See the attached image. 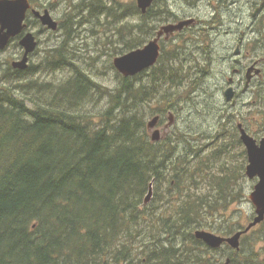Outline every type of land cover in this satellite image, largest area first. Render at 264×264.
I'll list each match as a JSON object with an SVG mask.
<instances>
[{
	"label": "trees",
	"instance_id": "1",
	"mask_svg": "<svg viewBox=\"0 0 264 264\" xmlns=\"http://www.w3.org/2000/svg\"><path fill=\"white\" fill-rule=\"evenodd\" d=\"M120 5L79 0L40 64L19 70L7 62L0 76V264H264L254 243L245 244L249 234L239 250L213 249L195 236L199 229L228 236L244 228L227 213L244 197L246 151L237 166L218 161L226 144L210 156L189 134L167 133L157 142L149 135L148 117L162 121L203 82L209 67L185 65L194 50L171 52L166 61L161 55L132 77L118 74L114 91L76 57L72 44L82 27L97 37L118 24L117 42H108L118 44L112 55L155 35L151 20L163 14L148 19L136 3L131 11ZM102 96L107 107L87 111ZM234 138L229 145L242 146L238 130ZM152 183L155 198L145 204Z\"/></svg>",
	"mask_w": 264,
	"mask_h": 264
},
{
	"label": "rangeland",
	"instance_id": "2",
	"mask_svg": "<svg viewBox=\"0 0 264 264\" xmlns=\"http://www.w3.org/2000/svg\"><path fill=\"white\" fill-rule=\"evenodd\" d=\"M78 1L79 0H36L37 5H33L39 9H49L52 16L60 24L63 21L66 12H71L73 10L72 5L76 4ZM171 1L172 5L176 6V8L180 11L182 6H188L182 0ZM189 1H192L191 6L194 7L189 6L190 8L188 9H190V13L187 12V15L190 14L193 17H198L203 20H211V18L215 16L214 10L208 6V1ZM118 2L121 4L120 7H123V11H125L129 5L130 11L134 3L137 5V0H118ZM214 5L216 7L218 6L217 0L213 1V8ZM181 12L185 13L186 11ZM130 14L132 15V12H130ZM28 18L31 22V24L28 25V30L33 31L38 40V47L36 51L30 55V64L38 65L45 57V50L52 48L62 39V31H51L41 24H38L31 12L29 13ZM170 18L171 16L162 15L160 18L154 17L151 20V24L155 29V35L163 22L169 20ZM131 23L135 24L136 21L132 18ZM238 24V12L231 17L224 12L222 18L220 16H217L216 19L214 18L215 29L213 50L215 51V58L213 60L215 61L208 69L211 74H205L202 78L203 82L200 86H197L198 88L194 90V92L183 99L181 102L182 104L178 107L177 111L172 110L176 114V119L173 126L167 130L168 134L174 132L189 134L192 138L193 144H207L208 147L205 153L210 156L215 151H218L223 144H226L229 152L222 155L218 161H224L227 163V161L233 160L232 162L236 163L237 166L243 163V158L241 157L240 152L245 150L243 144L242 146H239L238 144L236 147H231L229 145V142L232 143V140H237L234 138L236 135L237 123H254L252 126L248 125V127H250L253 133L257 132L259 134L258 137H255L260 138L264 135V92L257 98V102H253L254 99L249 97L238 98L236 104L232 105L226 102V98L222 91L224 87L223 71L225 70V61H223V55L225 53L224 45L228 42V35L226 32L229 30H232L235 33L239 32ZM201 25L202 23L198 24V26ZM117 26L118 24L113 23L111 26L103 27V29L100 30L101 33L97 37H93L88 30H85V27H82L80 28V38L72 44L74 48H76V52L78 54L76 57L78 60L84 63L85 68L90 72L94 79H96L103 86V88L106 90L109 89L110 91H114L118 86V74H121L114 65V59L123 54L112 55L114 48H116L118 44L115 43L114 45H109L108 43L110 41L117 42V38L114 36L116 33L114 28ZM104 31L108 32L109 38L100 37V35H104ZM195 34L196 35L194 36V41H192V43H184L179 40L178 42L180 45L178 44L168 47V49L162 54V60L166 61L168 57H170L171 52H176L177 50L182 51L184 48H187L188 53L191 52L190 49L194 50L193 53L191 52L192 56L188 57V59L191 58V61L193 60V62L185 63V65L187 67L198 65L196 49L200 44H202V40L200 39V35L198 33ZM234 36L235 34L232 33L229 36V39H234ZM17 43L19 44L18 37ZM15 44L16 43L10 44L5 51H0V76L3 70L6 69L7 62L12 63V61L21 58L24 53L22 46L20 44L19 46H16ZM145 44H147V42ZM180 56L183 59V55H179V57ZM184 61H186L185 58ZM205 64L203 65L202 62L200 63L203 67ZM205 67L207 68L208 66ZM197 72L198 70L195 67L191 71V78H198L199 74ZM144 78H147V75H145ZM188 83H190V81L187 82V84ZM104 97H99L93 105L87 106V111L91 114H98V112L104 110L108 105V96ZM158 103L159 102H156L155 100L151 103L150 108H157ZM168 114H165L162 123L157 126L160 129L161 134L166 132ZM151 119L152 117H148L147 122ZM151 133L152 132L150 131V136ZM220 162L214 165V170L218 169ZM247 165L248 158L245 164V177L241 178V187L244 191V197H242L240 201L234 202L227 213L231 222L236 226H247L256 214V206L252 202L250 194L257 182L256 180L248 178L246 175ZM154 198L155 195L151 200L152 202L154 201ZM262 224L263 222L260 223L254 231L249 233L247 239L244 241L245 244L254 243L255 250L259 251L260 261L264 262V226ZM208 231L217 233L215 230ZM261 232H263L262 239H260Z\"/></svg>",
	"mask_w": 264,
	"mask_h": 264
},
{
	"label": "flooded vegetation",
	"instance_id": "3",
	"mask_svg": "<svg viewBox=\"0 0 264 264\" xmlns=\"http://www.w3.org/2000/svg\"><path fill=\"white\" fill-rule=\"evenodd\" d=\"M182 1L188 5L187 7L182 6L180 8L181 11H186L185 13H182L180 10H178L176 6H173L171 0H155L151 7L148 8L146 12V18L148 19L151 16V12L156 11H158L160 14L171 16L169 20L163 22V24L159 27L157 34L149 39V41L155 39L158 35V32L164 26L177 24L187 19H194L193 23L185 25L181 30H176L171 33L164 31L162 33L159 39L161 55L168 49V47L178 44L180 45L178 42L179 40L184 43H192V41H194V36L196 35L195 33H198L200 35V39L202 40V44H200L197 49L195 46L197 60L200 61V63L202 62L203 65L206 61L205 66L210 67L215 61L213 60L215 58V51L213 50L215 29L214 18L216 19L217 16L222 18L224 12H226L229 17L238 12L239 32L235 33L232 30L226 32L228 35V42L224 45L225 53L223 55V61H225V70L223 71L224 87L222 91L225 96L227 89H233L234 99L232 101L226 100V102L232 105L236 104L238 98L249 97L254 99L253 102H257V98L260 97V95H262L264 92V0H217L218 6L216 7L214 5V8V0H205L208 1V6L214 10L215 16L212 17L211 20H203L198 17H193L190 14L187 15V12L190 13V9L188 8L194 6H191L192 1ZM45 9L46 8L40 10L44 11ZM201 23L202 25L198 26V24ZM232 33L235 34L234 39H229V36ZM206 74L210 75V70L206 71ZM240 123L242 122L237 123L239 137L240 131L238 125ZM242 124L251 136L254 138L259 136L257 132L253 133L250 127H248V125L252 126L254 123L245 124L244 122ZM257 125L260 126L259 124ZM263 137L264 135L260 138H256L258 143ZM244 148L248 158L245 145ZM252 179L256 180L257 183L259 181L258 177ZM257 227L258 225L253 227L246 234L254 231ZM245 228L246 226H244L242 229Z\"/></svg>",
	"mask_w": 264,
	"mask_h": 264
},
{
	"label": "water",
	"instance_id": "4",
	"mask_svg": "<svg viewBox=\"0 0 264 264\" xmlns=\"http://www.w3.org/2000/svg\"><path fill=\"white\" fill-rule=\"evenodd\" d=\"M155 0H137L139 9L146 13ZM28 11H32L35 18L39 19L41 24L52 31H57L59 22L52 16L49 9L41 11L32 8L30 0H0V51H4L12 42V40L20 36L19 44L22 46L24 53L20 59L12 61L14 69L26 70L29 67L30 55L35 52L38 47V40L33 31H26V19ZM194 22V19L183 20L177 24L164 26L155 39L149 41L143 47L131 50L114 59L116 69L126 77L135 76L146 69L154 66L160 57L159 39L164 31L167 33L181 30L185 25ZM227 101L234 99L233 89H227L225 92ZM175 115L170 112L168 115V123L166 131L175 122ZM160 116L156 115L148 122V129L152 132L151 139L155 142L162 139V134L157 125ZM240 138L246 147L248 154V165L246 166V175L249 178L258 177L259 181L255 185L254 190L250 194V198L254 205L255 216L245 229L239 230L231 236H223L205 229L195 231V236L204 241L209 247L217 249L225 243L235 250L241 247V238L248 233L253 227L264 221V137L258 143L257 139L251 136L244 128L243 124L238 125ZM153 198V183L150 184L149 192L145 198V204H148ZM224 264H231V259L227 258Z\"/></svg>",
	"mask_w": 264,
	"mask_h": 264
},
{
	"label": "bare ground",
	"instance_id": "5",
	"mask_svg": "<svg viewBox=\"0 0 264 264\" xmlns=\"http://www.w3.org/2000/svg\"><path fill=\"white\" fill-rule=\"evenodd\" d=\"M82 93V92H81Z\"/></svg>",
	"mask_w": 264,
	"mask_h": 264
}]
</instances>
